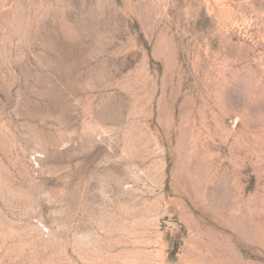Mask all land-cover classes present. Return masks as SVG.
I'll return each mask as SVG.
<instances>
[{"label": "rangeland", "instance_id": "1", "mask_svg": "<svg viewBox=\"0 0 264 264\" xmlns=\"http://www.w3.org/2000/svg\"><path fill=\"white\" fill-rule=\"evenodd\" d=\"M0 264H264V0H0Z\"/></svg>", "mask_w": 264, "mask_h": 264}]
</instances>
